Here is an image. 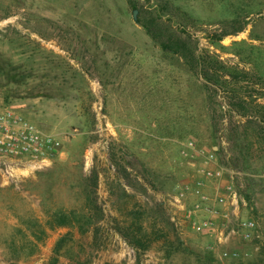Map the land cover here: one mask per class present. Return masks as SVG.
Instances as JSON below:
<instances>
[{
	"label": "rangeland",
	"instance_id": "rangeland-1",
	"mask_svg": "<svg viewBox=\"0 0 264 264\" xmlns=\"http://www.w3.org/2000/svg\"><path fill=\"white\" fill-rule=\"evenodd\" d=\"M0 114V264H264V0H0Z\"/></svg>",
	"mask_w": 264,
	"mask_h": 264
},
{
	"label": "built area",
	"instance_id": "built-area-1",
	"mask_svg": "<svg viewBox=\"0 0 264 264\" xmlns=\"http://www.w3.org/2000/svg\"><path fill=\"white\" fill-rule=\"evenodd\" d=\"M11 122L0 114V155L6 159L18 162L21 156L30 158L38 163L46 160L45 156L54 150L59 144L52 136L43 134L26 122H18L16 128L12 129ZM9 166V162H3ZM246 226L251 227L253 221L245 222ZM247 233L245 237H247Z\"/></svg>",
	"mask_w": 264,
	"mask_h": 264
},
{
	"label": "trees",
	"instance_id": "trees-1",
	"mask_svg": "<svg viewBox=\"0 0 264 264\" xmlns=\"http://www.w3.org/2000/svg\"><path fill=\"white\" fill-rule=\"evenodd\" d=\"M58 225L63 226L65 225V220L61 218V220L58 222Z\"/></svg>",
	"mask_w": 264,
	"mask_h": 264
},
{
	"label": "water",
	"instance_id": "water-1",
	"mask_svg": "<svg viewBox=\"0 0 264 264\" xmlns=\"http://www.w3.org/2000/svg\"><path fill=\"white\" fill-rule=\"evenodd\" d=\"M135 13H136V9L133 10V18L135 20Z\"/></svg>",
	"mask_w": 264,
	"mask_h": 264
}]
</instances>
